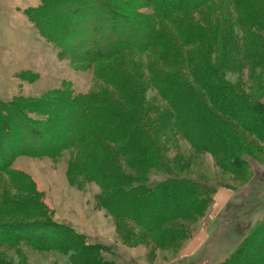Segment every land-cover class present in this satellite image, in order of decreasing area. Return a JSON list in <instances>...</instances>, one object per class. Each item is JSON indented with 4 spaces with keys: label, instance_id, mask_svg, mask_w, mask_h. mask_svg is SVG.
<instances>
[{
    "label": "trees",
    "instance_id": "trees-1",
    "mask_svg": "<svg viewBox=\"0 0 264 264\" xmlns=\"http://www.w3.org/2000/svg\"><path fill=\"white\" fill-rule=\"evenodd\" d=\"M214 1L40 0L37 6L26 8L27 19L49 41H56L59 49H72L78 57L77 60L72 58L75 62L105 64L101 67L106 72L107 85L119 87L129 96L121 97L120 103L113 101L112 110H100L98 106L104 102L93 94L78 98L63 92L60 103L41 106L19 99L9 103L0 101V173L8 168L12 158L53 157L61 149L86 142L99 150V144L112 141L113 145L121 144L122 155H127L133 162L131 168L144 176L134 182L109 174L108 162H80L79 172L83 170V175L93 182L100 181L103 190H113L105 198L108 203L105 209L109 213L116 218L131 219L149 232L165 223L201 214L203 205L212 196L208 182L197 183L179 176L152 182L148 178V174L161 175L160 172L168 170V162L161 157L162 145L153 132L160 125L155 127L147 123V112L142 108L141 100L138 97L132 99L140 87L135 85L134 78L139 69L134 60L147 53L148 57L157 60L156 64L165 62L166 68L153 65L149 80V85L156 88L168 106L162 116L166 121L163 131L180 132L194 149L211 153L224 169L240 178L250 169L246 157L258 160L264 156V150L246 136L250 134L264 141V43L260 38L264 36V4L255 0H229L235 18L224 25L211 27L209 22L203 21L201 13L200 18L196 13ZM115 2L125 11H121ZM138 6L147 8L149 13H135ZM56 28H61L56 35L58 39L53 37ZM234 28L241 34H234ZM222 31H226L224 39L220 36ZM71 38L73 43L70 45L67 40ZM220 48L225 50L226 56L223 61L213 64L211 55ZM240 57L257 72L248 80L249 89L255 93L251 96L241 92L242 86L228 83L221 75L222 71L235 66V59ZM69 111L71 116L66 118L64 115ZM37 114L46 119L45 124L49 123L45 127L53 122V117L62 116L57 131L65 143L57 141L52 145L47 140L51 145L36 147L41 132L33 126L32 116ZM113 173L122 174L117 164H113ZM247 175L244 180L252 179L254 188L264 185V175H254L251 171ZM12 180H17L15 191L19 193L23 188L34 189L31 180L21 173H14ZM3 189L2 186L0 246L24 242L21 234L33 230L29 232L33 233L32 238L25 242L38 249H50V244L40 245L35 243L37 240L58 238L57 247L62 251L71 250L79 264H112L102 260L99 245L88 243L69 225L38 216L37 211L45 212L39 204L24 208L20 207L21 202L6 203L10 197L5 196ZM263 195V192L259 194V201L251 202L246 214V218L252 216V209L259 208L263 212L262 218L246 225L235 248L220 264H264ZM25 223L37 226L34 229L19 226ZM64 237L70 238L66 244L61 241Z\"/></svg>",
    "mask_w": 264,
    "mask_h": 264
},
{
    "label": "rangeland",
    "instance_id": "rangeland-1",
    "mask_svg": "<svg viewBox=\"0 0 264 264\" xmlns=\"http://www.w3.org/2000/svg\"><path fill=\"white\" fill-rule=\"evenodd\" d=\"M255 1L264 4V0ZM39 2L40 0H0V101L9 103L19 99L21 102H27L26 104L41 106V104L60 103L63 92L78 98L93 94L99 96L104 102V105L98 106L100 110L102 108L112 110L113 101L120 103L121 97L126 99L129 93H123L119 87L107 85L106 72L101 67L105 64L89 65L73 61L72 58L77 60L78 57L72 49L67 51L63 48L59 49L56 41H54L55 44L49 41V38L27 19L24 10L37 6ZM115 3L121 11H125L119 3ZM229 7V0H215L204 9H200L196 16L200 18L201 13L203 21L209 22L211 27L224 25L228 20L235 18L234 10ZM130 8H132L131 5ZM135 13L147 14L149 10L138 6L135 8ZM226 26L230 27L229 24ZM60 31L61 28L55 29L53 33L55 39H58L56 35ZM232 32L239 33L235 28ZM220 36L223 39L227 37L226 31H222ZM260 38H263L264 43V36ZM67 43L71 45L73 39H68ZM225 56V50L216 49V52L211 55L212 63L218 64ZM243 59V57L235 59L236 65L229 71H222L221 75L228 83L242 86L241 92L251 96L255 93L249 89L251 85L248 80L257 72L245 63H249L247 60ZM134 61L137 62L139 69L134 78L135 85L140 87L132 99L135 100L138 97L139 101L141 100L142 108L147 112L145 117L147 123L155 127L157 124L158 127L160 125V128L153 132L162 145L161 157L168 162V170L160 172L161 175L148 174V178L152 182L179 176L197 183L198 181L208 182L212 187V196L203 205L202 213L191 219L165 223L152 232L144 230L131 219L116 218L109 213L105 209L108 205L105 198L112 194L113 190H103L100 187V181L99 183L95 179L97 181L93 182L83 175V170L79 172L80 162L85 160L97 163L108 162L110 163V165L107 164L110 167L107 169L109 174L133 179L134 182L144 176L143 173L131 168L133 162L127 155H122L121 144L113 145L112 141L99 144V150L102 152L98 149L94 150L86 142L75 145L74 148L61 149L53 157L12 158L9 160L12 162L8 168L0 173V188L3 186L5 196L10 197L6 203L21 202L23 205L20 207L24 208L39 204L45 212L41 214L37 211L38 216L60 225H69L88 243L99 245L100 256L107 263L220 264L233 251L246 225L259 221L263 216V212L257 208L252 209L253 215L246 218L251 202L259 201V194L262 192L264 194V185L256 189L251 186L252 179L249 181L244 179L249 171L254 175H264V156L258 160L246 157L245 162L250 169L244 171L245 175L242 173L240 178H236L217 162L214 155L194 149L180 132L163 131L165 129L163 124L166 121L162 116L168 106L156 88L149 85V80L153 65L155 64L157 68H166L165 62L159 61L160 64H156L157 60L148 57L147 53L138 55ZM64 116L66 118L71 116L70 111ZM53 118V122L45 127L49 123L45 124L44 117L40 114L32 116L33 126L41 132V138L36 141L39 142L36 147H47L57 141L65 143L64 137H60L57 131L58 124L63 121L62 116ZM246 136L253 144L264 150V141L250 134ZM47 140H50L51 144ZM113 164L115 166L117 164L121 175L113 173ZM75 166H78L76 172H74L77 168ZM14 173H21L30 179L34 189L23 188L20 193L15 191L18 182L12 180ZM11 185L14 186L11 187ZM220 191H223L224 196L217 202L216 196ZM19 226L34 229L37 225L25 223ZM25 231L23 235L21 234L25 238L24 242L19 241L12 246H0V262L4 264H79L71 250L63 249L62 251L57 247L58 238L37 240L35 243L40 245L50 244V249L40 247L38 249L25 242L26 239L32 238L30 236H33V233L29 232L33 230ZM69 240L68 237L61 239L65 244Z\"/></svg>",
    "mask_w": 264,
    "mask_h": 264
},
{
    "label": "crops",
    "instance_id": "crops-1",
    "mask_svg": "<svg viewBox=\"0 0 264 264\" xmlns=\"http://www.w3.org/2000/svg\"><path fill=\"white\" fill-rule=\"evenodd\" d=\"M223 196H224L223 191H220V192L217 194V196H216V200H217V202L219 201V199L223 198Z\"/></svg>",
    "mask_w": 264,
    "mask_h": 264
}]
</instances>
